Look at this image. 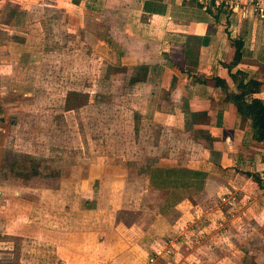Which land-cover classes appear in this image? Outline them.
Masks as SVG:
<instances>
[{
  "label": "crops",
  "instance_id": "1",
  "mask_svg": "<svg viewBox=\"0 0 264 264\" xmlns=\"http://www.w3.org/2000/svg\"><path fill=\"white\" fill-rule=\"evenodd\" d=\"M25 1L26 7L32 10L33 0ZM40 1L44 6L42 9L59 14L70 34L86 29L87 22L89 26L91 24L90 29L96 21L103 22L105 31L98 39L105 41L104 46L110 50L111 60L117 58L119 66L128 64V71L134 69L137 75L139 70H143V78L134 86L148 92L153 120L158 121V115L161 122L170 123V132L179 130L187 139L189 151L195 145L184 162L168 157L154 163L158 169L164 162L166 169L179 167L185 170L187 177L184 176L180 183L174 182L184 192L173 193L172 197V193L161 195L159 189L141 190L144 197L140 199V209L135 211L125 212L112 207L107 212L110 217L102 215L98 206L86 207L82 211V200H92V196H82L80 177H59L56 190L47 186L48 189H39L40 193H30L37 197L52 196L54 193L58 199L56 209L46 208L41 200L35 207L31 205L24 214L31 223H36L34 218L45 216L42 217L44 223H41L43 231L56 237L55 264H146L144 250L148 240L151 238V243L155 237L157 240L165 233L156 222L160 217L168 224L173 220V226H168V230L172 236L179 238L172 239L170 243L163 237V241L160 240L163 246H152L153 251L174 246L173 258L165 264H246L242 262L241 251L248 248L257 251L252 243L241 247V244L232 242L231 251L227 253L230 256H220L218 243L206 244L209 236L198 235V228L204 227L210 214L215 226L211 225L209 229L214 230L215 235L224 233L226 225L221 227L219 223L223 220L221 216L226 217L225 212L219 213L216 207L211 214L204 211L203 206L224 191H233L249 200L248 209L234 216L236 225L233 226L242 227L247 218L249 224L246 228L251 235L262 233L261 228L264 229L263 149L251 140L249 120L238 115L233 106L224 101L220 87L214 82L218 79L224 82L228 92L234 91L226 66L233 57V41H237L241 44L240 59L230 73L239 70L246 74L247 79L264 85V19L252 16L250 11L254 4L264 9V0H238L239 11L220 15L217 19L206 12L199 0ZM0 6L4 7L2 1ZM240 11L245 13L243 18ZM33 21L31 19L29 24L33 25ZM87 32L91 34V31ZM23 43L12 38L9 28L6 31L0 29V56L10 54L4 52ZM251 98L264 101V90ZM139 172L135 180H144L149 186L152 182L150 168L147 172ZM193 173L202 177L206 175L202 187H195L200 180L194 179ZM245 174L260 179L261 187ZM48 182L46 180L43 184ZM93 190L96 194V187ZM30 194L22 195L21 199L36 204L37 199ZM13 196L16 198L5 200L3 205L18 202V194L15 192ZM100 199L106 200L105 197ZM95 213L97 216L100 214V218L94 216ZM169 213L174 217L168 216ZM51 215H55L56 222ZM233 230L234 235L240 233ZM181 234L187 240L179 237ZM261 248L264 250V243ZM259 253V258L256 257L257 252L255 254V264L264 263V251ZM150 257H154L152 262L155 264L162 263L153 252Z\"/></svg>",
  "mask_w": 264,
  "mask_h": 264
},
{
  "label": "rangeland",
  "instance_id": "2",
  "mask_svg": "<svg viewBox=\"0 0 264 264\" xmlns=\"http://www.w3.org/2000/svg\"><path fill=\"white\" fill-rule=\"evenodd\" d=\"M0 1L4 5L0 6V29L9 28L14 40L24 42L4 52L10 54L0 56V264H55L56 237L43 231L41 223L45 216L34 218L36 223H31L24 214L41 200L46 208L56 209L58 199L54 193L45 197L30 193H40L39 189L43 188L56 190L59 177H80L82 196H92V200H82V211L98 206L100 213L107 217L112 207L135 211L140 209L139 202L144 197L141 190L159 189L161 195L172 193V197L173 193L184 192L174 182L180 183L187 177L185 170L166 169L164 162L158 169L154 163L168 157L184 162L195 145L189 151L187 139L179 130L170 132V123L161 122L158 115V121L153 120L148 92L132 82L136 70L128 71V64L119 66L117 58L112 61L105 41L98 39L105 31L103 22L96 21L93 29L87 22L86 29L70 34L59 14L42 9L40 0L32 1V10L26 7L25 0ZM252 16L256 17L253 13ZM31 19L33 25L29 24ZM148 168L150 187L144 180H135L139 171L147 172ZM33 172L36 173L31 176L33 180L27 182L30 179L26 176ZM191 175L200 180L195 187H202L206 175ZM44 178H48V188L42 186ZM93 187L97 189L96 194ZM15 192L18 202L3 205L5 200L16 198ZM25 194L33 195L36 204L22 200ZM248 202L242 195L224 191L214 201L205 203L206 212L212 214L216 207L219 213L225 212L226 217L221 216L219 226H226L224 233L215 235L209 229L215 224L208 213L207 223L198 228V235L209 236L206 244L218 243L220 256H230L227 253L232 242L241 247L252 243L257 251L242 249L239 255L243 263L255 264V258L261 256L259 252L264 251L261 248L264 229L251 235L246 228L247 218L242 227L233 226L236 225L234 216L247 210ZM51 216L56 222L55 215ZM170 221L168 224L162 217L156 221L165 233L157 240L155 237L154 243L146 237L149 239L144 250L146 264H155L149 262L150 253L155 247L163 246V237L170 243L174 238L179 239L169 233L168 226H173V220ZM232 230L240 233L234 235ZM234 237L236 240L232 241ZM173 254L174 246L168 245L158 255L161 264L170 262Z\"/></svg>",
  "mask_w": 264,
  "mask_h": 264
},
{
  "label": "trees",
  "instance_id": "3",
  "mask_svg": "<svg viewBox=\"0 0 264 264\" xmlns=\"http://www.w3.org/2000/svg\"><path fill=\"white\" fill-rule=\"evenodd\" d=\"M206 12L214 17L225 15L228 13L221 9H217L215 11H211L210 9H205ZM234 52L232 60L226 66L228 71V76L232 83L234 84V91L228 92L224 82L215 79V84L220 87L222 94L224 95V101L231 104L234 108V111L240 115L241 117L248 119L250 123L251 129V140L256 144H259L262 149L263 161H264V101L256 98H251L253 94L260 92L262 89L264 90V85L258 81L247 79L246 74L239 70H235L233 73H230L232 69L235 68L239 59H240V48L241 44L237 41H233ZM140 74L136 75L135 78L132 79L133 83L139 82L143 78V70H139ZM142 77V78H141ZM36 174L33 172L32 174L26 176L29 181H32L34 177L32 175ZM246 177L250 176L249 174H245ZM252 177L254 182H256L258 187H261V181L257 177ZM45 179V180H44ZM41 179L44 181L48 180V178ZM42 186L46 187L47 184H42Z\"/></svg>",
  "mask_w": 264,
  "mask_h": 264
},
{
  "label": "built area",
  "instance_id": "4",
  "mask_svg": "<svg viewBox=\"0 0 264 264\" xmlns=\"http://www.w3.org/2000/svg\"><path fill=\"white\" fill-rule=\"evenodd\" d=\"M199 2L204 5L205 9H210L211 11L221 9L227 12H236L240 10V5H239L238 0H199ZM250 11L251 13L256 15V17L259 20L264 19V9L260 8L257 4L252 5ZM239 13H240V17L243 18L245 15L244 11H240ZM237 216H240V215H237ZM181 236H183L184 239H186L184 234L179 235V237ZM165 252L167 253V251ZM161 253L162 251L160 250L153 251L154 256H157V257L158 255H161ZM153 260H154V257L149 258V262H152Z\"/></svg>",
  "mask_w": 264,
  "mask_h": 264
}]
</instances>
